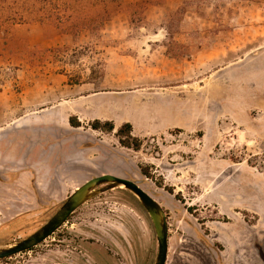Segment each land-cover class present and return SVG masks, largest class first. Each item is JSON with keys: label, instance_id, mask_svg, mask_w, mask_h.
<instances>
[{"label": "rangeland", "instance_id": "obj_1", "mask_svg": "<svg viewBox=\"0 0 264 264\" xmlns=\"http://www.w3.org/2000/svg\"><path fill=\"white\" fill-rule=\"evenodd\" d=\"M70 2L81 13L77 36L71 25L46 21L0 30V124L13 119L6 131L53 127L81 139L80 177L54 206L0 215V245L29 237L79 187L108 174L164 209L167 264H264V0ZM101 19L103 30L92 32ZM79 97L80 131L46 121L48 102L65 101L74 117ZM95 120L113 122L115 132L93 133ZM128 123L139 151L116 137ZM157 252L147 212L115 189L0 264H153Z\"/></svg>", "mask_w": 264, "mask_h": 264}, {"label": "crops", "instance_id": "obj_2", "mask_svg": "<svg viewBox=\"0 0 264 264\" xmlns=\"http://www.w3.org/2000/svg\"><path fill=\"white\" fill-rule=\"evenodd\" d=\"M64 105L65 101L57 105L48 102L46 121L52 126L60 122L70 126L72 115L66 116ZM74 115L81 123V97L77 99ZM14 122L12 119L10 123L5 120L0 124V215L8 218L38 211L42 205L54 206L81 172L79 134L53 127L40 132L19 128L6 131ZM71 129L80 131V128ZM70 152H74V160ZM24 200L28 201L25 203L28 207L23 211Z\"/></svg>", "mask_w": 264, "mask_h": 264}, {"label": "water", "instance_id": "obj_3", "mask_svg": "<svg viewBox=\"0 0 264 264\" xmlns=\"http://www.w3.org/2000/svg\"><path fill=\"white\" fill-rule=\"evenodd\" d=\"M115 189H124L133 195L150 217L156 232L158 252L153 264H167L169 252V225L167 215L159 203L136 183L116 177L102 175L79 187L61 206L57 213L38 231L29 237L0 245V261L30 252L51 238L68 219L92 199Z\"/></svg>", "mask_w": 264, "mask_h": 264}, {"label": "trees", "instance_id": "obj_4", "mask_svg": "<svg viewBox=\"0 0 264 264\" xmlns=\"http://www.w3.org/2000/svg\"><path fill=\"white\" fill-rule=\"evenodd\" d=\"M100 2L105 4L107 0H100ZM76 5L73 6L70 0H0V30L3 27L9 28L25 23L26 21H46L55 22L60 26L65 24L71 25L72 31H75V36H77L79 35L81 25L76 23L75 20L81 13L77 10L79 7L78 4ZM85 21L87 22L88 19L85 18ZM105 23L106 21L102 19L95 21L93 24H89V29L92 32L101 31ZM82 25L87 28V25L84 23ZM103 74L104 71H102V76ZM69 85H80V82L69 81ZM69 123L72 128L78 129L82 127L76 117H71ZM89 127L93 131L105 135L113 134L116 130L114 123L109 121L102 122L95 120ZM116 137L120 146L123 148L133 151H139L142 148L143 144L141 140L133 136V127L129 123L121 126L117 130ZM142 173L148 175L145 169H142ZM169 192L173 193L171 189H169Z\"/></svg>", "mask_w": 264, "mask_h": 264}]
</instances>
